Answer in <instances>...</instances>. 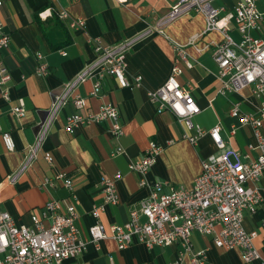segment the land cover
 <instances>
[{
	"label": "crops",
	"instance_id": "obj_1",
	"mask_svg": "<svg viewBox=\"0 0 264 264\" xmlns=\"http://www.w3.org/2000/svg\"><path fill=\"white\" fill-rule=\"evenodd\" d=\"M177 0H7L0 7V23L11 34L10 47L0 48V59L13 72L6 98L0 85V207L8 210L19 223L31 224V212L40 209L51 197L74 202L80 212L78 226L82 238L89 240L90 225L100 220L108 230L113 223H123L131 216V210L139 208L152 190L151 184L141 185V174L131 171L130 161L140 156L148 148L151 140L157 139L164 147L158 160L147 172V180H169L175 186H193L194 178L202 172V161L215 158L221 151L214 142L210 128L221 123L223 137L242 152L249 151L253 157L257 150L249 148L254 141L251 125H240L236 132L232 124L238 119L229 114L235 101L242 103L244 111L259 115L261 98L252 86L239 92L222 95L219 87V64L213 55V42L222 41L220 30L206 31V13H191L178 17L167 24L165 33L152 31L134 44L127 53V74L133 79L137 74L143 76L140 85L122 86L113 74H106L98 94H92L94 78L82 81L73 94L86 96L83 108L75 107L72 100L49 126L46 139L40 152L31 165L14 182L7 176L23 166L29 153V146L37 139L39 122L47 119L55 100V93L61 92L66 83L83 72L86 65L97 58L90 36L100 35L106 44L135 38L154 27ZM261 7L264 0H258ZM215 5L226 4L231 7L235 0H215ZM51 8L52 14L40 16L44 8ZM65 7L75 17H86L85 27H72L67 19L58 15V8ZM254 34L264 37V19L261 29ZM231 34L237 39L242 36L233 22ZM196 37L195 41H192ZM175 41L184 44L193 67L184 65L178 78L182 83L194 86L195 98L202 106L195 114L196 122L206 132L194 143L188 137L186 125L168 108L158 110L150 99L148 90L167 81L178 52ZM62 51H65L62 52ZM43 53L49 64L50 73L40 74L36 69ZM25 98L26 114L16 116L11 107ZM112 102L120 108L123 121V135L117 137L109 131L112 121L88 122L77 128L75 133L66 130V116L79 111L96 112L101 104ZM264 129V124L262 126ZM3 130H10L15 138V148L8 149L2 136ZM195 132L194 130H189ZM118 145L126 148L119 154H112ZM52 152L54 161L50 163L45 153ZM63 170L74 181L75 193L65 186L63 179H57L54 186L44 185L47 176H54ZM117 177L120 202L105 204L96 215L94 209L105 203L101 178L104 174ZM264 195V173L258 181ZM164 191L171 190L166 184ZM258 211L245 213L247 229H257L259 236L255 245L264 254V200ZM195 251L208 250L205 264H264L260 259L249 262L243 260L242 249L217 246L212 235L194 231L191 235ZM118 241L112 237L102 240L100 248L90 242L86 250L68 259L70 264H172L182 248L181 241L173 244H156L149 247L143 241H136L120 249ZM181 264H192L189 257Z\"/></svg>",
	"mask_w": 264,
	"mask_h": 264
},
{
	"label": "built area",
	"instance_id": "obj_2",
	"mask_svg": "<svg viewBox=\"0 0 264 264\" xmlns=\"http://www.w3.org/2000/svg\"><path fill=\"white\" fill-rule=\"evenodd\" d=\"M7 0H0V7ZM124 2L125 0H120ZM127 1V0H126ZM215 0H177L172 3L152 28H149L135 38L124 39L117 43L106 44L100 35L88 38L94 45L97 58L86 65L76 78L66 83L61 92L55 93L50 113L46 120L39 122L36 141L29 146V153L23 160V166L17 172L7 176L9 182H14L27 167L31 165L40 152L42 142L47 137L49 126L69 100L77 108L86 106V96L73 94L82 81L94 78L92 94H98L106 74H115L122 86L143 83V76L137 74L131 79L128 74L127 51L139 40L152 31L165 33L167 24L178 17L191 13H206V31L220 30L222 41L213 42L214 59L219 64V87L222 95H229L241 91L244 87L252 86L255 94L260 96L261 107L259 115L244 111L242 103L234 100L229 109L231 116L238 119L232 124L234 132L240 125L249 124L254 129V141H249V148L257 150L253 157L249 151L242 152L234 147L224 137L221 123L210 128L211 136L218 144L220 152L215 158L202 161V172L195 176L193 186L170 184L169 180H156L150 183L146 176L150 168L157 162L163 145L153 139L143 153L130 161L129 168L141 174L140 184H151L152 190L146 196L139 208L131 210V216L123 223H113L110 230L105 223L97 220L90 225L91 238L86 240L81 236L78 219L81 217L77 205L67 199L51 197L44 206L31 212L32 223H19L12 213L0 207V264H70L68 259L84 252L90 242L98 248L102 240L112 237L118 241L120 249L126 248L136 241H143L149 247L156 244L168 245L181 241L180 255L172 264H181L189 257L192 264H205L208 250L195 251L191 235L194 231L212 235L214 243L220 247L242 249L243 260L246 262L260 259L264 263V254L255 245L259 236L257 229H247L244 222L245 213L258 211L264 200L259 180L264 173V37L256 35L253 31L261 29L264 19V6L258 0H235L233 6L213 3ZM40 16L48 17L52 14L51 8H44ZM58 15L67 19L72 27H85L86 17H75L65 7L58 8ZM233 22L242 36L237 39L231 34ZM11 33L6 31L0 23V48L10 47ZM196 37L192 39L195 41ZM178 52L173 69L167 81L157 88L148 90L150 99L157 104L158 110L168 108L183 120L186 125L188 137L196 143L207 130L194 120L195 114L202 110V106L195 98L194 86L191 83H182L178 78L183 72L184 65L193 67L188 58V51L184 44L175 41ZM65 53V51H62ZM40 58L37 71L40 74L50 73L49 64L44 55L38 52ZM13 72L0 59V85L6 98L10 96V81ZM16 116L26 114L25 98L21 97L12 107ZM106 119L112 121L109 131L117 137L123 135V121L120 119V108L114 103L101 104L96 112L81 113L75 111L66 116V130L75 133L77 128L88 122H102ZM194 130L195 132H190ZM7 148H15V138L10 130H3ZM126 151L118 145L112 154ZM52 152L45 153V158L53 163ZM116 176L105 175L101 178L104 190L105 203L95 207L96 215H100L105 204L120 202L117 177L122 176L121 171ZM57 179H63L65 186L75 193L74 181L63 170L54 176H47L44 185L54 186ZM166 184L171 190L164 191ZM264 226V219L262 220Z\"/></svg>",
	"mask_w": 264,
	"mask_h": 264
},
{
	"label": "rangeland",
	"instance_id": "obj_3",
	"mask_svg": "<svg viewBox=\"0 0 264 264\" xmlns=\"http://www.w3.org/2000/svg\"><path fill=\"white\" fill-rule=\"evenodd\" d=\"M231 32V31H230ZM194 120H196V117L194 118Z\"/></svg>",
	"mask_w": 264,
	"mask_h": 264
}]
</instances>
